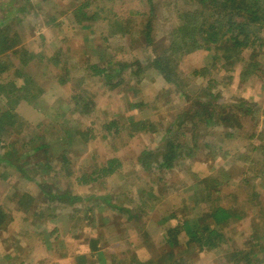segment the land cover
I'll return each instance as SVG.
<instances>
[{"label":"rangeland","instance_id":"374dc122","mask_svg":"<svg viewBox=\"0 0 264 264\" xmlns=\"http://www.w3.org/2000/svg\"><path fill=\"white\" fill-rule=\"evenodd\" d=\"M84 1H90V7L105 4L107 13L99 17L122 20L121 26L125 28L121 30L122 27L117 28L116 25L105 27L97 23L92 36L74 30V25L67 23V13ZM142 1L2 0L0 3V20H9L15 25L20 38L16 54H6L7 61L11 63V73L14 67L20 66L24 49L33 53L34 58L25 67L35 85L42 89L36 97L42 100V104L45 102L47 107H52L57 100L67 101L73 95L91 102V109L84 110L82 116H74L84 136L79 135L71 145L67 154L68 170L60 168L58 161L50 165L58 167L51 175L58 183L55 189L64 198L51 201L36 198L37 203L31 205L28 214L18 211L16 201L11 199H18L15 195L21 193L36 197L39 176L35 181L19 179L12 164L7 166L0 162V207L11 219L0 230V264H101L97 255L99 251L104 253V257L105 254L107 258L113 255L125 260L124 263L130 262V251L135 252L138 258H145L144 261L148 258L158 260L163 253L173 251L177 256L174 264H184L185 261L188 264H232L227 259L230 251L249 248L246 243L255 232L254 225L262 213L259 206L263 207L264 203V91H260L264 80L240 82L243 63L248 61L247 53L243 54L244 62H236L234 68L228 67L231 71L226 72L221 68L222 62L212 63V52L200 51L178 60L176 75L180 80L177 90L167 86L153 71L141 74V84L135 90L128 87V82L133 85L140 74L130 78L124 74L126 78L121 87L105 89L96 79L87 76L89 64H97L101 59L120 64L142 63L147 55L138 34L144 19L133 15L142 11ZM176 2L183 3L184 0H154L157 13L153 36L159 53L169 43L173 9L181 5ZM5 16L7 19H2ZM55 16L56 20L47 21ZM54 56L55 60H52ZM260 60V70L264 71V57ZM135 64L138 63L130 66ZM139 65L142 67L143 63ZM224 76L232 77L229 84H223ZM212 81L217 82L214 89L209 87ZM209 94L216 100H210ZM238 97L258 104L254 107L260 111V122L256 128L246 115L242 116L240 128L226 130L233 135L228 139L223 136V129L212 123L208 125L213 126L210 129L196 127L192 136H197V141L187 135L191 146L196 143L193 158L179 160L173 169L158 173L157 156L164 143L171 140V135L166 133L170 124L172 131H177L179 122L184 119L186 124L187 113H192L197 103L211 101L214 106L228 109V105L236 103L234 98ZM132 105H138V108L131 109ZM16 112L24 123L32 126L51 119L53 115L52 109L36 115L33 105L26 102L21 103ZM130 118L133 122L149 121L155 127L154 133L136 132L130 125ZM111 121H117L125 128L118 134H113L112 130L108 134L103 125ZM188 125L191 131L193 127ZM88 128L91 131L86 132ZM28 130L24 129L20 135L24 136ZM203 133L204 138L198 137ZM129 134L132 136L128 137ZM252 134L254 136L249 139ZM204 142H210L212 149L204 150ZM218 147L225 155L213 151ZM60 151L61 147H56L53 154ZM4 153L1 149L0 156ZM113 158L120 161L121 167L105 179L104 185L81 186L76 180ZM10 159L15 160L16 156ZM70 168L75 180L67 176L71 173ZM18 170L28 172L30 176L35 173L31 165ZM4 173L11 178H2ZM207 178L215 179L221 185V197L216 203L238 209L237 214L243 217L221 229L226 240L219 250L197 257L185 251L183 246L188 240L186 231L200 218V209H206L211 201L216 200L215 195L208 201L200 199L199 190L205 187L203 181ZM200 181V187H196ZM162 186L161 193L151 197ZM201 192L206 194L204 190ZM103 196L116 209L97 199ZM150 197L160 199L155 205L151 200L148 202L150 207L140 212V202L144 203V198ZM252 201L258 204L251 208L249 203ZM170 229H175L177 234H170ZM164 236L174 243L166 245ZM110 260L115 259L110 258L107 263ZM163 264H170V260L165 259Z\"/></svg>","mask_w":264,"mask_h":264},{"label":"trees","instance_id":"16d2710c","mask_svg":"<svg viewBox=\"0 0 264 264\" xmlns=\"http://www.w3.org/2000/svg\"><path fill=\"white\" fill-rule=\"evenodd\" d=\"M1 2L2 0H0ZM176 4L181 5L178 9H173V26L171 27L172 31L168 34L169 43L163 48L162 53L157 51L159 46L155 43L153 36L157 13L156 5L154 0H143L142 11L133 13L134 16H140V18L144 19L143 27L138 33L140 34V43H144V51L147 52V55L143 57V66L140 67L139 64L142 63L135 61L133 63L138 64L131 67L130 65L133 63L120 64L112 60L101 59L99 63L87 66V76L96 79L105 89H117L123 85L126 78L125 75L130 78L133 75L139 76L140 74L137 81L133 82L135 86L128 82V87L131 90H135L136 86L139 83L141 84V74L146 71H153L162 77L167 86L177 90L180 80L176 75L178 60L189 54L206 51L212 52L210 59L214 65L222 62L221 68L226 72H230L231 69L228 67L234 68L233 64H236V62H244L246 60L244 55L247 53L248 61L245 64L243 63L244 68L240 72V82L246 81L247 83L251 80L252 83H256L264 80V71L260 70L262 63L260 58L264 57V0H184L183 3L176 2ZM1 6L0 4V8ZM105 6L103 4L101 6L98 5V7H90V1H84L79 7L67 13V23H72L74 30L78 29L79 32L85 33L87 36L88 33L89 36H92L97 23L105 27L116 25L117 28H121L122 20H110L106 19V17H99L101 14L107 13ZM7 17L5 16L2 19H7ZM56 18L55 16L47 21L52 22ZM106 20L107 22L105 23ZM15 27L9 20H0V144L2 143L0 150L3 149L5 152L4 155L0 156V162L6 163L7 166L12 164L14 169L18 171L19 179L35 181V178L39 176L36 183L39 189L36 197L21 193L14 194L18 199H11L13 202L16 201L18 211L28 214L29 210H31L30 208L37 203L36 198H40L41 201L64 198L59 196L58 190L55 189L58 183L54 181L55 178L51 175L58 167L50 165L58 161L60 163L57 164H59L60 168L68 170L69 159L67 154L71 149V145L78 140L79 135L84 136V132L79 130L78 122L74 116H82L84 110L87 112L91 102H86L84 99L77 97V95H73L67 101L57 100L55 106L47 107L45 102L42 104L40 98L36 99L37 94L42 92V89L35 85V81L32 76L27 74L25 67L28 61L34 58L33 53H28L22 49V59L19 61L20 66L14 67L13 73L9 69L11 63L7 61L9 58H7L6 54H16L20 42L19 33L15 30ZM123 28L125 27H122L121 30ZM54 58L55 56L52 57V60H55ZM127 69H130L129 73L125 72ZM2 76H5L4 79ZM231 78L230 76H224L225 81H223V78L221 81L226 85L229 84ZM211 85L209 87L214 89L215 85L217 86V82L212 81ZM260 91H264V84L261 85ZM208 96L210 100H216L210 94ZM234 99L236 103L228 105V109L214 106L211 101L197 103L193 112L187 113L185 119H188V121H186V124L183 119L182 122H179L175 132L172 131V124H170L169 126L171 127L166 129V133L171 135V140H167L164 143L157 156L159 159L158 173L173 169L179 160L193 158L197 150L196 143L194 142V145L191 146L188 143V139L191 137L195 141L198 140L197 136H192L196 127L197 129H210L213 126L209 127L208 125L212 123L221 127L224 133L223 136L228 139L233 135L232 133H227L226 130L240 128L242 116L246 115L250 117L253 123L252 126L256 128L258 121L260 122V111L254 107L258 104L240 97ZM23 102L32 104L36 115L46 111V109H52L53 115L51 119H46L44 122L34 126L30 123H24L16 112L17 107ZM131 107V109L138 108V105H132ZM130 120V125L136 132L139 130L142 133H154L155 127L149 121L133 122L132 118ZM193 121L195 122L193 123ZM188 123L193 127L191 131L187 127L189 126ZM123 127L117 121H111L103 125V129L108 134L111 133V130L113 134H118ZM24 129L29 130L24 133V136L20 135L23 134ZM85 131L89 132L91 129L88 128ZM131 136L130 134L128 135V137ZM204 136L205 133L200 134L198 137L204 138ZM253 136L252 134L248 138L251 139ZM56 147H61V151L57 155L53 154ZM202 147L204 150L212 149L210 142L202 143ZM213 151L222 152V149L218 147L213 149ZM19 153L20 156L17 158ZM222 153L225 155L224 152ZM80 154L81 151L77 156ZM14 156H16L15 160L10 159V157ZM262 159V164H264V148ZM25 165H31L33 173H35L30 176L27 175L28 172L25 173L18 170L19 167ZM144 166L146 168V165ZM120 167V161L113 158L93 169L90 173L82 174L76 180L81 183V186L104 185L105 179L113 175ZM70 170L71 173L67 176L75 180L73 169L70 168ZM5 176H7V179L10 177L7 173H4L2 178L5 179ZM159 181H161V178ZM203 182L206 185L199 190L201 201L210 200L212 195H215L216 200L211 201L212 204L209 203L210 205L206 209H200V218L197 223L191 229L187 227L188 240L183 246L185 251H190L197 257L202 253H213L219 250L226 240L221 229L236 220H241L243 217V215L239 216L237 214L239 212L238 209L216 203L221 197V185L217 180L207 178ZM200 185L201 181L195 184L196 187H200ZM163 189L162 186L151 197L157 196ZM203 190L206 191V194L201 192ZM151 197L149 199L144 198V203L140 202V212L150 207L148 202L150 203L151 200L155 205L160 199V197H157V199H152ZM97 199H100L103 204L116 209L114 205L110 204L108 198L103 196ZM199 202L195 203V207L198 206ZM257 204L252 201L249 206L252 208ZM262 204L263 207L259 206V209H262V213L254 225L255 232H253L250 242L246 243L249 248L230 251L227 254V259L232 264H264V203ZM118 210L130 213L129 210L124 208H119ZM10 220L9 215L0 207V230ZM169 232L172 235L174 233L177 234L175 229H170ZM164 243L171 246L174 242L164 236ZM92 249L94 250V247ZM97 253L101 264H115L116 261L119 262L117 264H163L165 259L170 260V264H174L177 258L173 251H169L163 253L158 260L148 258L144 261L143 259L145 258L141 256L138 258L135 252L130 251L132 258L129 263H124L125 260L117 259L113 255L110 258L117 260H110L107 263L110 258H107L106 254L104 257L103 252L99 251ZM180 259L181 257H179ZM184 264H188V261H185Z\"/></svg>","mask_w":264,"mask_h":264}]
</instances>
